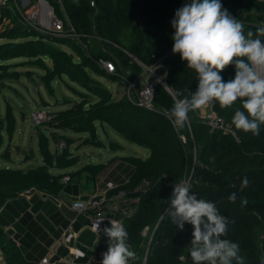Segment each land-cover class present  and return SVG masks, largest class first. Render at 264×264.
<instances>
[{
    "label": "trees",
    "instance_id": "trees-1",
    "mask_svg": "<svg viewBox=\"0 0 264 264\" xmlns=\"http://www.w3.org/2000/svg\"><path fill=\"white\" fill-rule=\"evenodd\" d=\"M61 2L77 35H46L20 25L1 31L0 77H17L16 71H7L5 60L27 58V62L43 70L42 81L49 90L50 83L60 78L86 91H77L78 101L46 117L47 131L52 127L83 133L81 144L102 147L95 124L101 127L106 124L126 140L147 148L146 157L118 156L128 173L120 187L127 197L135 200L134 211L121 221L128 232L126 243L136 253V259L129 260V264H192L189 254L192 225L186 222L180 230L165 212L161 217L173 185L187 177L193 186L191 191L198 198L213 202L219 213L229 218L228 234L223 238L239 245L245 264H260V257L264 255V124L258 136L235 129L232 124L235 111L243 110L240 99L230 107H222L218 101L213 104L217 114L231 125L237 139L221 129L210 130L200 118V109L190 112L189 123L179 130L166 115L178 92L194 93L198 86L195 70L187 67V61L181 60L179 53L172 52L175 30L171 21L176 10L190 0ZM220 2L223 9L244 25L245 34L255 33L258 27L264 26V0ZM49 3L62 17L59 3L56 0H49ZM259 38L264 40V37ZM100 59H108L115 64L116 70L126 69L129 75L143 71L140 63L150 66L158 61L165 69L163 79L170 91L156 82L153 109L130 103L124 94L115 100L112 91L98 77L115 81L117 73L107 72L100 65ZM220 75L223 82L234 79V65L227 66ZM88 94L96 96L95 99L91 101ZM2 129L8 137L15 130L10 105L5 108L4 120L0 119ZM48 134L38 129L39 164L27 169L0 168V249L6 256L4 264H39L45 251L30 229L34 224L33 212L37 209H25L27 201L18 196L20 192L32 187L55 194L65 187L61 182L64 176L69 182L85 173L87 179L94 180L107 166V162H97L75 171L56 173L55 170L75 166L79 155L71 152L70 137L55 130ZM51 141L54 149L50 148ZM2 142L0 136V146ZM60 142L63 146L58 147ZM109 146L118 148L114 141H109ZM245 177L249 185L242 188ZM233 192L237 194L234 203L228 199ZM242 198L248 200L243 207ZM80 217L77 215L79 222L74 223L75 227L80 226ZM35 218L43 223L38 215ZM145 229H148L146 236L142 233ZM43 243L46 245L45 241ZM33 247H41L39 255ZM79 260L85 263L88 257ZM49 264L61 262L51 260Z\"/></svg>",
    "mask_w": 264,
    "mask_h": 264
},
{
    "label": "clouds",
    "instance_id": "clouds-1",
    "mask_svg": "<svg viewBox=\"0 0 264 264\" xmlns=\"http://www.w3.org/2000/svg\"><path fill=\"white\" fill-rule=\"evenodd\" d=\"M171 26L175 30L173 54L179 53L198 79L194 93L178 92L173 97L174 105L166 114L173 126L183 129L190 112L212 101L230 107L240 99L243 110L235 111L232 124L237 130L258 136L264 124V40L259 38L264 37V26L245 34L244 25L223 9L220 0H190L176 10ZM229 65H234L235 77L223 82L220 72ZM248 185L245 177L241 187ZM192 187L188 178L175 183L165 202V214L174 225L180 230L186 222L192 225V264H245L239 245L223 238L228 234L229 218L221 215L213 202L198 198ZM228 199L234 203L237 194L231 193ZM247 203V198L241 199L242 207ZM100 221L95 224L96 231ZM110 224L103 229L109 239L101 264H129L136 253L126 243L128 232L117 220ZM260 264H264V255Z\"/></svg>",
    "mask_w": 264,
    "mask_h": 264
},
{
    "label": "rangeland",
    "instance_id": "rangeland-1",
    "mask_svg": "<svg viewBox=\"0 0 264 264\" xmlns=\"http://www.w3.org/2000/svg\"><path fill=\"white\" fill-rule=\"evenodd\" d=\"M10 24L11 22L2 25L3 28H0V32L18 26L16 22L15 25ZM2 42L3 39L0 38V43ZM81 44L83 46V43ZM58 47L69 51L65 46L59 45ZM4 62L8 63L7 71H16L17 77L10 75L0 77V119L4 120L7 105L11 106L15 117V130L11 137H8L3 129L0 130V136L3 140L0 146V168L27 169L39 164L41 155L37 141L38 129L45 130L47 135H49V131L55 130L72 139L71 152L79 155L77 164L67 168L69 171H75L87 164L107 162L105 169L96 175L91 183L94 184V192L97 197L104 199V212L107 215L112 213L124 217L123 211L131 206L133 208L134 203L133 200H127L124 195L125 192L120 187V183L125 180L128 173H125L118 156L137 155L144 157V147L126 140L106 124L102 127L99 124H95L98 138L103 142L102 147L95 144H81L83 133L52 127H49L47 131V127L44 124L46 117L78 101L80 95L77 94V91H83V93L86 91L81 89L76 83L60 78H55L50 83L51 89L49 90L42 81L43 70L27 62V58H8ZM45 62L50 63L49 60ZM142 73L143 77L141 78L148 76L149 79L154 81L164 75L160 67L151 65L144 66ZM98 79L106 88L112 91L115 100L119 99L126 91L125 85L121 81H111L102 77H98ZM88 95L91 101L96 97L91 94ZM34 116H38V118L34 119ZM109 141L117 143L118 148L111 149ZM57 146L59 147L60 143H57ZM50 148L54 149L52 141L50 142ZM55 172L57 173V170ZM82 175L86 177L85 173H82ZM187 178L190 179V177ZM124 200H126V203ZM165 209L162 214H164ZM142 233L146 236L148 229H145ZM97 255L88 263L77 262L70 258L60 262L61 264H101L103 255ZM5 257V253L0 249V264H4Z\"/></svg>",
    "mask_w": 264,
    "mask_h": 264
},
{
    "label": "built area",
    "instance_id": "built-area-1",
    "mask_svg": "<svg viewBox=\"0 0 264 264\" xmlns=\"http://www.w3.org/2000/svg\"><path fill=\"white\" fill-rule=\"evenodd\" d=\"M9 0H0L2 3H6ZM60 5L61 16H58L54 11L53 6L49 3V0H21V3L15 1L12 7L15 13V21L17 25L23 26L24 28L34 29L37 32L52 36H68L77 35L74 32V28L66 16V12L62 8L61 0H56ZM84 46V45H83ZM100 65L107 71L112 73H117V80L121 81L125 85L124 95L127 100L137 106L153 109V94L155 90L156 82L161 84L164 82L163 77L157 78V80H151L149 77H143L142 72L137 75H129V73L124 70H116L115 64L108 59H100ZM140 63V62H139ZM144 68L145 65L140 63ZM151 66L163 68V65L156 61ZM170 90V89H169ZM214 101L205 105L204 109L200 108V118L206 123L210 130L221 129L224 132L231 133L236 139L237 136L233 131L231 125L226 123L222 117H220L217 112L213 109ZM38 116H34V119ZM60 146H63V142H60ZM68 177L64 176L62 181L67 182ZM127 197V195L124 193ZM128 200V199H127ZM131 201V200H129ZM103 198H98L96 194H92L88 198H82L80 196H75L70 201V207L72 210L84 213L89 219V227L94 232L96 239H98L104 232L103 229L110 227V221L117 220L121 223L122 219L130 215L134 211V207H128L123 211V216H117L110 213L107 215L103 209ZM126 203V200H124ZM131 209V210H130ZM98 231L95 230V224L99 221ZM65 242H70L72 238V233L66 230L63 233ZM75 258L84 255L83 252L76 249L73 253ZM182 258V257H181ZM61 261V260H60ZM51 263L49 255H44L40 258L39 264H49Z\"/></svg>",
    "mask_w": 264,
    "mask_h": 264
},
{
    "label": "crops",
    "instance_id": "crops-1",
    "mask_svg": "<svg viewBox=\"0 0 264 264\" xmlns=\"http://www.w3.org/2000/svg\"><path fill=\"white\" fill-rule=\"evenodd\" d=\"M21 3V0H9L6 3L0 2V28L2 25L9 24L15 25V13L12 10L14 2ZM10 24V25H11ZM162 74L165 73V69L160 68ZM143 75V73H142ZM205 106L201 107L204 109ZM144 149V157L148 155L147 148ZM69 169H59L57 172H67ZM61 182L65 187L55 194H49L35 188L29 187L24 189L18 194L27 201L25 209H37L33 212L32 222L30 226L33 234L40 240L41 247L45 248L42 253L49 255L50 260L58 261L70 258L74 261L80 262V258L88 257L87 262H90L94 257L103 255L108 249V237L103 233L98 239H96L94 232L89 227V219L84 213H79L71 209L70 201L75 196L82 198H88L92 194H96L94 191V184L92 180L81 175L76 181ZM90 183V184H89ZM128 200H132L126 197ZM135 200L133 199V203ZM43 221L41 223L36 220V216ZM77 215H80V226L75 227L74 223L79 222V218L76 221ZM42 218V219H41ZM68 230L72 233L70 242H65L63 233ZM45 241L46 245L43 243ZM41 247H33L34 252H40ZM131 248V247H130ZM78 249L84 253L83 256L75 258L74 251ZM38 254V253H37ZM39 255V254H38ZM82 263V262H81Z\"/></svg>",
    "mask_w": 264,
    "mask_h": 264
},
{
    "label": "water",
    "instance_id": "water-1",
    "mask_svg": "<svg viewBox=\"0 0 264 264\" xmlns=\"http://www.w3.org/2000/svg\"><path fill=\"white\" fill-rule=\"evenodd\" d=\"M163 85L165 86L166 89L169 90V88L167 87V85H166L165 83H163ZM169 91H170V90H169ZM162 215H163V214H162ZM162 215H161V217H162ZM161 217H160V218H161ZM151 236H152V235H151ZM151 236H150V238H149V240H148L147 248H146V251H145V256L147 255L148 250H149Z\"/></svg>",
    "mask_w": 264,
    "mask_h": 264
}]
</instances>
